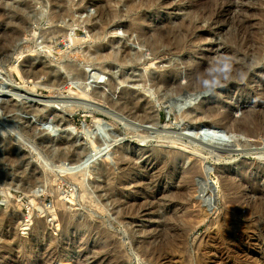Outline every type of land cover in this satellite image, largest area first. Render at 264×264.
I'll return each mask as SVG.
<instances>
[{
  "label": "rangeland",
  "instance_id": "374dc122",
  "mask_svg": "<svg viewBox=\"0 0 264 264\" xmlns=\"http://www.w3.org/2000/svg\"><path fill=\"white\" fill-rule=\"evenodd\" d=\"M108 1L104 3V0H0V48H2L0 49V128L3 129V132H0V158H6V156L7 158H15H13L14 161L8 168L5 166L4 169L0 166V179L2 180H0V264H115L117 259L118 264L121 261L122 264H153L152 261H149L139 253L140 245L138 243L140 240L145 239L144 236H146L148 238L147 242L154 241L155 238L157 244L163 245L164 243L162 242H166L167 239L161 238L160 233L164 229V222L167 223V218H170L169 215L171 216V214L177 215V217L181 216V214H186V221L190 225L192 223V228L186 234V240L188 242V252L194 256V254L197 255L196 249L200 243H205L207 239L217 235L214 231L216 229L214 224L219 214L230 213L236 209L237 203L232 205V209L229 207L232 203L226 204V200L232 201L234 198L240 199L241 197L243 200L241 201L240 199V203H244L249 199L255 200L257 196L252 191L254 188L259 189L264 194V136H262L264 134L262 130L264 129V55L263 58L259 57V61V59L255 58L257 52H254L252 48L255 39L261 37L263 40L264 38L262 34L263 27H261L264 24V17L262 15L264 11V0H217V2L216 0ZM222 2L227 4L228 8ZM229 2L232 6H230ZM243 2L247 5L244 3L246 6H243L241 4ZM104 4L107 5L105 6ZM102 5L108 9L106 14L109 15L105 16L103 21L106 18L109 21L100 22V19H98V12H102L103 9L106 10ZM214 5L215 7L218 5V9ZM219 5H223L224 7ZM97 6L98 8L102 7V10L98 9ZM209 6L211 7L209 8ZM247 6H249V9ZM220 7H223V9L221 8L220 10ZM212 8L215 9V11L213 10L214 12L210 10ZM61 9H66L68 12H62ZM217 10L220 12H217ZM127 11H129V14ZM65 12L67 15H65ZM235 12H238L236 14L240 18H236L237 15ZM217 13H219V16ZM240 13L241 15H239ZM56 14L58 15L56 16ZM190 14L193 20L190 19ZM233 14L235 15L233 16ZM244 14L246 15L245 17L243 16ZM186 16L187 18H185ZM227 16L230 18L228 19ZM180 17H182V20ZM234 20L235 22L232 23ZM179 21L182 22V25ZM230 21H232V24ZM186 23H189V25ZM194 25L196 26L194 27ZM182 26H186V28L191 27L187 30ZM252 31L253 33L255 31V35ZM7 33H11L8 35L11 38L7 36ZM164 37L166 39H163ZM155 39L158 45H156ZM178 39H181L179 41L183 43L177 42ZM188 39L192 40L189 41ZM3 40L5 41L3 42ZM185 42L186 44L184 45ZM245 42L247 46L244 45ZM151 45L152 47L150 48ZM181 46L183 47L181 48ZM3 48L6 50H3ZM180 48L184 49L181 51ZM148 49L153 50L150 51ZM114 51L127 55L131 60L127 57L123 61L104 59L110 56L109 53L112 54ZM97 52L101 54L100 56L103 57L105 62L103 59L100 61L95 57V53ZM150 52L153 55H150ZM43 56L46 57L44 58ZM43 58L46 59L45 62H47V65L51 64L49 66L53 67L52 75L54 77L51 76L49 78L46 77L47 75H44L45 77L40 75V70L38 69H40V60L44 61ZM158 58H163L164 61ZM91 59L95 62L93 63ZM157 59L158 62L160 61L159 63ZM14 65L19 67V70L23 68L20 70L22 73L21 76H23L22 78L16 74ZM221 65H225L224 67L226 69L224 67L222 69ZM232 65H235L233 66L234 69ZM10 66L14 68L11 69ZM155 67L157 70H155ZM230 67L232 69H229ZM70 68H73L74 72ZM174 68H178V70ZM227 68L229 72H227ZM24 69H26L25 73ZM30 70L33 76L30 75ZM241 70L244 76L246 72L248 75L244 77L240 73L242 72ZM167 71L168 73H166ZM237 71H240V74L237 75ZM174 72L176 75H172ZM80 73L83 76H79ZM202 73L203 75L201 76H206V79L205 77L201 78L199 76ZM225 73L226 76L223 77ZM24 74H26V77H24ZM163 74L167 76L164 79L161 78ZM61 76L63 77L61 78ZM208 76H210L209 78L211 80H208ZM200 78L202 80L201 82ZM20 79L22 80L20 81ZM53 80L55 82H52ZM207 80L209 82H206ZM218 80L220 82L223 81L220 83ZM190 81L193 82H191L192 85ZM44 82L46 83L44 84ZM65 82L69 83L67 84ZM52 83H54L53 86L56 88L51 87ZM61 83L66 84L65 88L63 86L60 87ZM177 83L179 84L177 85ZM171 84L173 89H171ZM45 85L47 86L45 87ZM111 85L114 86V89ZM186 86L187 88H185ZM188 87H191L190 90ZM98 90L102 91V93ZM180 90H182L181 93ZM83 91L89 94L87 99L81 98ZM93 91L96 96L93 95ZM90 93L94 96L93 98H91ZM98 93L100 96H98ZM128 93L136 99L139 98L140 103H148L147 114L135 113L134 111H130V109H128V112L125 107H120L122 109L119 108L118 105L121 104L119 98L123 97V95L126 97ZM107 95L108 98L110 97L109 100ZM119 95L122 96L117 97ZM109 102H113L111 104L112 106L109 105ZM61 105H65L66 107H61ZM59 108L60 110H58ZM116 108H119L118 111ZM68 109H70V113H68ZM249 110H253L254 113L251 111L249 113ZM192 112L196 114L194 116L196 118L188 119L189 116L187 115ZM216 113H218L217 115L219 117H222L219 118ZM251 113L253 114L251 115ZM140 115L144 117L141 120L142 122L140 121ZM144 115H151V117L149 116L151 122L146 120V123ZM211 115H213V118H211ZM255 115H257L256 118H254ZM228 117L233 119L231 120ZM259 117L262 121H257ZM69 118L73 121V125L71 127L67 126L68 128H66L65 122ZM217 118L220 119V122ZM247 118L253 120V123L255 119L261 123L260 127L262 129H260L261 132L260 130L258 131L257 136L247 133V129L244 126L246 125L245 121ZM60 120L62 124H60ZM223 120L225 121L223 122ZM215 122L217 125H226L227 128L232 130V137L230 136L227 139V143H224L221 147L218 144L210 143V141L201 142L200 136L196 134L197 131L193 130V128L201 124L208 125L209 123L210 125ZM233 124L236 126L234 127ZM256 124H253L254 128H256ZM240 128H242V131H240L241 134L239 132ZM65 141L68 145L73 144L70 146L64 145L62 149H59L61 148L60 146L58 148L59 142L62 143ZM65 147L68 150H63ZM59 150H61L60 153L65 154L63 157L59 154ZM66 150L71 151V153L73 152V155L77 151L79 153H76L75 156L68 155L66 154ZM63 151H66V153ZM155 151L163 153L159 155V159L151 157V154ZM169 152H174V158L177 157L176 159L178 160L175 163H165V161L170 159ZM120 153L124 155L122 162L120 160ZM80 154H82L81 157ZM53 155L56 156L54 157ZM64 157L68 161L72 159V162L70 161L71 163H77L75 165L74 163L71 164ZM62 160L65 161L63 162ZM126 164L130 168L134 166L133 169L136 170V173L133 175H121V169ZM11 166L13 167L11 168ZM17 166L20 168L17 169ZM101 168H105L106 170L110 168L111 170L109 169L108 171L112 173L111 177L119 176L120 173V178H116L120 179V181L122 180L123 185L117 186L113 184V186L109 184L110 186H106L104 178L97 175ZM174 169L178 172L172 176V172L169 171ZM218 170L225 171V174H220ZM23 171L25 172L23 173ZM165 172L169 173L166 174ZM23 174H25V177ZM182 175H185L187 179L190 178L188 181L190 183L188 186L189 190L187 191L188 196L184 197L186 199L188 198L187 200L176 196L177 190L181 188V185L184 183L183 181H185V177ZM32 176L38 177L36 180L39 179L38 181L40 183L35 181V184H31V180L35 178H32ZM40 177L42 180L47 179V182L44 180V183L40 181ZM223 178L232 180L235 185L239 186L240 191L238 190L239 193L237 195L235 194L234 196L231 193L228 195L230 198L227 196L228 193L224 185L225 179ZM50 180L55 182L51 181V185H49ZM79 180L80 182L82 181L81 184ZM45 182L49 189L45 186ZM28 183L31 184L30 188L28 187L30 185ZM81 185L84 187H81ZM108 187H113V190H118L121 193L119 194L120 199H117L118 204L115 201V204H112L113 202L107 192ZM147 187L148 189H146ZM81 188L86 189V193ZM6 193L8 194V199L6 198ZM170 197H175V199L171 198L170 200ZM178 199L182 201L180 202ZM63 200L66 202L64 203ZM136 200L152 208L155 206V210L153 209L155 212L149 214L143 209H139L138 212L137 209V212L132 210L128 211L130 215L126 213L120 217L121 214H116V212L121 213L120 210L123 208L122 212L124 213L127 201L132 203ZM145 201H148V203ZM169 201L173 203H169ZM60 202L66 205L65 209H63L66 210V212L64 211L66 214H73L75 211L77 213L73 214L77 218L74 217V220H72L73 223L76 222L75 225H71L67 229L66 226L62 225V217L60 214L63 211L58 205ZM53 205L54 207H52ZM164 205L166 207H163ZM97 209L98 211H96ZM54 211L56 214L58 213L56 217H54ZM131 211L133 213L132 215ZM162 213L164 216L166 215V219ZM67 215L65 216L67 217ZM85 216H88V219ZM82 217L85 218L83 219ZM201 217H205V219L204 222L199 223V218ZM259 217L258 214L255 216L248 215L247 219L249 221L251 220L248 225L254 224L261 227L264 223ZM90 218L91 221H94V225H97V222L99 223L101 221L99 223L100 225H97V231L92 230L91 232V230L84 227L87 223L86 221ZM56 219L58 220V224L61 222L60 224L63 227L57 224ZM233 219L234 223L236 219L240 218L239 216H234ZM38 220L41 221L38 222ZM82 220L83 223L85 222L84 224ZM41 224L43 227H40ZM79 224L82 225L80 226ZM178 224L183 225L182 222ZM159 225L162 226V230ZM242 227L243 225L240 226V228ZM246 227L247 225L244 224V228ZM29 228L32 231L28 230ZM98 231H103L101 233L99 232L102 236L100 234L97 235ZM153 231H155L154 234H152ZM85 234L88 236H85ZM104 235L106 237L109 235V239L111 240H118V242L117 240H112L113 242L115 241L114 243H116L115 246L117 249L125 247L118 251L119 256L116 252L109 253V249L107 252V248L105 245L103 246L104 239L102 238ZM149 235L153 236V240L150 239L151 236ZM157 236L161 237L159 238ZM11 240L13 241L11 242ZM235 241L239 242V239ZM9 242L12 246L9 245ZM250 245L248 249H246L247 247L245 248L248 250L249 259L248 261L244 260L242 263L264 264V241L258 240L253 236ZM162 248L164 254L167 247L162 246ZM67 249L68 251H66ZM166 252L169 253L168 250ZM178 257H174L171 261L168 260L169 262L164 261L163 264H185ZM232 257L233 255L231 257L225 256L217 264H237L235 260H232ZM255 259L260 262H257ZM109 260L112 261L110 262Z\"/></svg>",
  "mask_w": 264,
  "mask_h": 264
},
{
  "label": "bare ground",
  "instance_id": "6f19581e",
  "mask_svg": "<svg viewBox=\"0 0 264 264\" xmlns=\"http://www.w3.org/2000/svg\"><path fill=\"white\" fill-rule=\"evenodd\" d=\"M58 1V0H57ZM60 1V0H59ZM105 1H107V0H104V3H105ZM109 1H111V0H109ZM108 1V2H109ZM132 1H134V0H131V2ZM228 1V0H227ZM231 1V0H230ZM62 2V1H61ZM129 2V1H128ZM213 2V1H212ZM216 2H217V0H216ZM233 2V1H232ZM241 2V1H240ZM107 3V2H106ZM130 3V2H129ZM220 3V2H219ZM223 3V2H222ZM228 3V2H227ZM237 3V2H236ZM245 2H243V3H241V4H243V6L246 4H244ZM92 4V3H91ZM93 4H95V3H93ZM99 4V3H98ZM109 4V3H108ZM126 4H127V2H126ZM211 4V3H210ZM214 4V3H213ZM218 4V3H217ZM225 3H223V5H224ZM229 4H230V6H232L231 5V3L229 2ZM233 4V3H232ZM235 4V3H234ZM264 4V3H263ZM105 5V4H104ZM107 5V4H106ZM105 5V6H106ZM129 5V4H128ZM127 5V6H128ZM216 5V4H215ZM215 5H214V7H215ZM223 5H219V6H223ZM236 6H237V4H235ZM247 5V4H246ZM245 5V6H246ZM88 6V5H87ZM99 6V5H98ZM98 6H97V8H98ZM101 6V5H100ZM103 6V5H102ZM105 6H103L106 10H104L103 9V11L101 12H98L99 13V16H98V19H100L99 21L101 22V21H103V18L105 17V16H109V15H107L106 14V11L108 10ZM135 6V5H134ZM224 6H227V8H228V5L227 4H225ZM223 6V7H224ZM240 6V5H239ZM238 6V7H239ZM250 6V5H249ZM249 6H247L248 7V9H249ZM88 7H90V6H88ZM129 8H131L130 6H128ZM211 6H209V8H210ZM217 7V9H218V5L216 6ZM215 7V8H216ZM223 7H220L219 9L221 10V8L223 9ZM234 7V6H233ZM251 7V6H250ZM96 8V7H95ZM96 8V9H97ZM102 8V7H101ZM101 8H98V9H101ZM207 8V7H206ZM237 8V7H236ZM263 8V7H262ZM110 9H111V7H110ZM133 9H134V7H133ZM133 9H129V10H133ZM235 9V8H234ZM247 9V10H248ZM264 9V8H263ZM62 10V9H61ZM102 10V9H101ZM210 10H214L215 11V9H210ZM226 10V9H225ZM232 10V9H231ZM240 10V9H239ZM246 10V9H245ZM252 10V9H251ZM63 11H66V12H68L66 9L65 10H62V12ZM112 11V10H111ZM212 11H211V13H212ZM213 11V12H214ZM241 11V10H240ZM242 11H243V9H242ZM65 12V13H66ZM97 12V11H96ZM128 12V14H129V11H127ZM136 12V11H135ZM217 12H220L219 10H217ZM230 12V11H229ZM233 13H234V11H232ZM231 12V13H232ZM239 12V11H238ZM238 12H235V14L236 13H238ZM249 12V11H248ZM60 13V12H59ZM64 13V14H65ZM114 13V12H113ZM132 13V12H131ZM231 13H228V14H231ZM245 13H247V12H245ZM250 13V12H249ZM62 14V13H61ZM61 14H59L60 16H61ZM188 14V13H187ZM216 14V13H215ZM218 14V16H219V13H217ZM235 14H233V16L235 15ZM58 14H56V16H57ZM65 15H67V13L65 14ZM98 15V14H97ZM96 15V16H97ZM214 15V14H213ZM232 15V14H231ZM237 15V14H236ZM239 15H241V13L239 14ZM261 15V14H260ZM259 15V16H260ZM263 17H264V11H263ZM59 16V17H60ZM113 16H114V14H113ZM188 16H189V14H188ZM217 16V17H218ZM244 17L246 16L245 14L243 15ZM55 17V16H54ZM58 17V18H59ZM184 17V16H183ZM190 19H192V16H191V14H190ZM214 17V16H213ZM213 17H212V19H213ZM216 17V16H215ZM238 17V15L236 16V18ZM242 17V16H241ZM262 17V18H263ZM61 18V17H60ZM112 18V17H111ZM114 18H116V17H114ZM182 17H180V19H181ZM185 18H187V16L185 17ZM189 18V17H188ZM224 18V17H223ZM227 18H228V16H227ZM230 18V17H229ZM228 18V19H229ZM238 18H240V17H238ZM56 19V18H55ZM54 19V20H55ZM110 19V18H109ZM190 19H188V21L189 22H191V20ZM211 19V18H210ZM259 19V18H258ZM95 20V19H94ZM106 20L107 21H109L108 20V18H106ZM106 20L105 21H103V22H106ZM182 20V19H181ZM185 20V19H184ZM193 20V19H192ZM220 20V19H219ZM225 20V19H224ZM236 20V19H235ZM235 20L232 22V21H230V23L232 22V23H234L235 22ZM238 20V19H237ZM241 20V19H240ZM243 20H245V19H243ZM249 20H251V19H249ZM93 21V20H92ZM96 21H97V19H96ZM111 21V20H110ZM195 21V20H194ZM211 21V20H210ZM215 21H216V18H215ZM239 21V20H238ZM247 21V20H246ZM258 21V20H257ZM58 22V21H57ZM179 22H181V21H179ZM186 22V21H185ZM193 22V21H192ZM218 22V21H217ZM229 22V21H228ZM227 22V23H228ZM241 22V21H240ZM250 22V21H249ZM89 23V22H88ZM178 23V22H177ZM196 23V22H195ZM215 23V22H214ZM224 23H225V21H224ZM226 23V24H227ZM231 23V24H232ZM238 23V22H237ZM236 23V24H237ZM261 23V22H260ZM93 24V23H92ZM106 24H108V23H106ZM186 24H188L189 25V23H186ZM235 24V25H236ZM243 24V23H242ZM255 24H257L256 22H255ZM262 24V23H261ZM181 25H182V22H181ZM183 25H185L184 23H183ZM238 25V24H237ZM240 25H241V23H240ZM239 25V26H240ZM262 25H264V24H262ZM261 25V27H263V30H262V34L264 35V26H262ZM168 26V25H167ZM180 26V25H179ZM191 26H193L192 24H191ZM190 26V27H191ZM196 25H194V27H195ZM244 26V25H243ZM243 26H242V29H243ZM251 26V25H250ZM253 26V25H252ZM182 27H184V28H186V26H182ZM188 27V26H187ZM190 27H188V28H190ZM241 27V26H240ZM239 27V28H240ZM254 27V26H253ZM125 28H126V26H125ZM128 28V27H127ZM168 28V27H167ZM170 28H172L171 26H170ZM183 28V29H184ZM188 28H186L187 30H188ZM193 28V27H192ZM247 28V27H246ZM250 28V27H249ZM197 29H198V26H197ZM238 29V28H237ZM130 30V29H129ZM134 30V29H133ZM169 30V29H168ZM194 30V29H193ZM192 30V31H193ZM251 30H253V29H251ZM250 30V31H251ZM258 30H261V29H258ZM184 31H185V29H184ZM12 32V31H11ZM127 32H128V30H127ZM130 32V31H129ZM187 32H189V31H187ZM195 32V31H194ZM13 33V32H12ZM160 33V32H159ZM164 33H166V32H164ZM171 33V32H170ZM175 33V32H174ZM176 33H178V32H176ZM180 33V32H179ZM185 33H186V31H185ZM190 33V32H189ZM252 33H253V31H252ZM254 33H255V31H254ZM253 33V34H254ZM261 33V32H260ZM9 34H11V33H9ZM8 33H7V36L9 35ZM162 34V33H161ZM193 34V33H192ZM191 34V35H192ZM249 34V33H248ZM252 34V35H253ZM258 34H259V32H258ZM13 35V34H12ZM163 35V34H162ZM169 35V34H168ZM173 35V34H172ZM171 35V36H172ZM175 35V34H174ZM180 35V34H179ZM183 35V34H182ZM186 35V34H185ZM188 35V34H187ZM251 35V34H250ZM255 35V34H254ZM170 36V35H169ZM168 36V37H169ZM189 37H191L190 35H188ZM187 36V37H188ZM8 37H10L11 38V36H8ZM14 37V36H13ZM173 37V36H172ZM175 37V36H174ZM178 37V36H177ZM186 37V38H187ZM259 37V36H258ZM176 38V37H175ZM175 38H173V39H175ZM183 38V37H182ZM250 38V37H249ZM254 38H255V36H254ZM257 38V37H256ZM160 39V38H159ZM163 39H166L165 37L163 38ZM190 39V38H189ZM188 39V40H189ZM246 39L248 40V38L246 37ZM253 39V38H252ZM251 39V40H252ZM150 40V39H149ZM152 40V39H151ZM179 40H181V39H178L177 40V42L179 41ZM192 40V39H191ZM191 40H189V41H191ZM241 40V39H240ZM239 40V41H240ZM5 40H3V42H4ZM155 41H156V39H155ZM154 41V42H155ZM163 41H165V40H163ZM168 41V40H167ZM176 41V40H175ZM185 41V40H184ZM249 41H250V39H249ZM78 43H79V41H77ZM170 42V41H169ZM181 41H179V43H180ZM233 42H235V41H233ZM241 42V41H240ZM247 42V41H246ZM246 42H245V46H247L246 45ZM156 43V45H158V42L156 41L155 42ZM181 43H183V42H181ZM251 43H252V41H251ZM148 44V43H147ZM160 44V43H159ZM171 44V43H170ZM178 44V43H177ZM176 44V45H177ZM186 44V42L184 43V45ZM234 44V43H233ZM242 44V43H241ZM240 44V45H241ZM247 44H249V43H247ZM154 45V44H153ZM169 45V44H168ZM181 45V44H180ZM179 45V46H180ZM183 45V44H182ZM239 45V44H238ZM251 45V44H250ZM178 46V45H177ZM176 46V47H177ZM149 47V46H148ZM152 47V45L150 46V48ZM159 47V46H158ZM164 47V46H163ZM171 47V46H170ZM183 46H181V48H182ZM6 49H7V47H5ZM156 48H157V46H156ZM156 48H154L155 50H156ZM173 48V47H172ZM174 48H175V45H174ZM180 48V49H181ZM186 48V47H185ZM240 48H242V47H240ZM239 48V49H240ZM249 48V47H248ZM253 51L255 52H257V56L255 57V56H253V57H255V58H257V59H259V57H262L263 58V55H264V38H263V40L261 39V37L260 38H257V39H255V41H254V44H253ZM251 48V49H252ZM0 49H2V48H0ZM6 49H4L3 48V50H6ZM50 49V48H49ZM161 49V48H160ZM184 49V48H183ZM183 49H181V51L183 50ZM238 49V48H237ZM250 49V51L252 52V50ZM122 50V49H121ZM148 50H150V49H148ZM153 50V49H152ZM152 50H150V51H152ZM171 50V49H170ZM173 50H175V49H173ZM172 50V51H173ZM120 51V50H119ZM124 51V50H123ZM127 51V50H126ZM125 51V52H126ZM163 51V50H162ZM165 51V50H164ZM177 51H179L178 49H177ZM3 52V51H2ZM49 52H50V50H49ZM49 52H47V53H49ZM114 52H116V51H114ZM114 52H112V54H110L109 53V55L110 56H108L107 58H104V59H107V60H109V59H111V60H113V61H119V60H122L123 61V59L124 58H126L127 57V55H124L123 53H120V52H116V53H114ZM180 52V51H179ZM179 52H177V53H179ZM129 53V52H128ZM151 54L150 55H153L152 54V52H150ZM153 53H155V52H153ZM157 53H158V51H157ZM156 53V54H157ZM167 53V52H166ZM168 53H169V51H168ZM171 53V52H170ZM21 54V53H20ZM155 54V55H156ZM161 54V53H160ZM159 54V55H160ZM174 54V53H173ZM252 54V53H251ZM22 55V54H21ZM95 57L96 58H98L100 61L103 59V57L102 56H100L101 54L99 53V52H97V53H95ZM154 55V56H155ZM165 55H167V54H165ZM253 55V54H252ZM23 56V55H22ZM104 56V55H103ZM157 56V55H156ZM41 57V56H40ZM44 57V56H43ZM46 57V56H45ZM44 57V58H45ZM163 57H164V55H163ZM252 57V56H251ZM43 58V59H44ZM94 58V57H93ZM95 58V59H96ZM128 58V57H127ZM254 58V59H255ZM19 59H20V57H19ZM42 59V58H41ZM103 59V60H104ZM129 60H131V58H128ZM127 59V60H128ZM159 60L160 59H163V58H158ZM158 59H157V62H158ZM254 59H252V60H254ZM257 59H255V60H257ZM23 60V59H22ZM25 60H28V59H25ZM45 60L46 59H44V61H42V60H40V69H38V70H40L39 72H40V75H47L46 77H49V78H51V76L52 77H54L52 74H53V67H50L49 65H51V64H49V65H47V62H45ZM93 59H91V61H92ZM98 60V61H99ZM127 60H125V61H127ZM168 60H169V58H168ZM183 60V59H182ZM48 61V60H47ZM163 61H164V59H163ZM226 61V60H225ZM224 61V62H225ZM258 61V60H257ZM259 61H260V59H259ZM21 62V61H20ZM32 62V61H31ZM93 62V61H92ZM95 62V61H94ZM93 62V63H94ZM96 62H97V59H96ZM104 62H105V60H104ZM104 62H102V63H104ZM109 62V61H108ZM149 62V61H148ZM152 62V61H151ZM157 62H155V63H157ZM160 62V61H159ZM158 62V63H159ZM167 62V61H166ZM33 63V62H32ZM31 63V64H32ZM98 63V62H97ZM101 63V62H100ZM121 63V62H120ZM154 63V64H155ZM161 63H162V61H161ZM169 63H170V61H169ZM228 63V65H230L231 66V64H229V62H227ZM15 64V63H14ZM24 64V63H23ZM29 64V63H28ZM36 64V63H35ZM39 64V63H38ZM92 64V63H91ZM115 64V63H114ZM127 64V63H126ZM165 64V63H164ZM224 64V63H223ZM21 65V64H20ZM30 65V64H29ZM93 65V64H92ZM95 65V64H94ZM112 65V64H111ZM118 65H119V63H118ZM123 65V64H122ZM125 65V64H124ZM151 65V64H150ZM162 65V64H161ZM167 65V64H166ZM226 65V64H225ZM224 65V66H225ZM15 66V65H14ZM18 66H19V64H18ZM24 66V65H23ZM28 66V65H27ZM26 66V67H27ZM108 66V65H107ZM167 66H169V65H167ZM191 66V65H190ZM190 66H188V67H190ZM222 66V65H221ZM224 66H222L221 68L223 69V67ZM233 66H235V65H232V67ZM11 67V66H10ZM39 67V66H38ZM70 67H72V66H70ZM112 67V66H111ZM156 67H157V64H156ZM155 67V68H156ZM160 67V66H159ZM159 67H158V69H159ZM166 67V66H165ZM187 67V68H188ZM252 67V66H251ZM12 68H14V67H11V69ZM33 68V67H32ZM161 68H162V66H161ZM225 68V67H224ZM15 71H16V74L18 75V77L20 76L21 78L23 77V76H21V72H20V70H22L21 68H20V70H19V67H17V66H15ZM70 69H72V71L74 72V69L73 68H70ZM75 69H76V67H75ZM165 69V68H164ZM170 69H172V68H170ZM174 69H177L178 70V68H174ZM193 69V68H192ZM226 69V68H225ZM229 69H232L231 67L229 68ZM233 69H234V67H233ZM235 69H236V67H235ZM29 70V69H28ZM55 70V69H54ZM155 70H157V68L155 69ZM162 70V69H161ZM227 70H228V68H227ZM237 70V69H236ZM14 71V72H15ZM25 71H26V69H24V73H25ZM56 71V70H55ZM187 71V70H186ZM202 71V70H201ZM242 71V70H241ZM245 71H247V70H245ZM244 71V72H245ZM249 71V70H248ZM27 72H29V71H27ZM30 72H31V76H33L32 74V71L30 70ZM39 72H37V73H39ZM78 72V71H77ZM188 72V71H187ZM199 72V71H198ZM227 72H229V70L227 71ZM240 72V71H239ZM238 71L236 72L237 73V75L238 74H242L243 76H244V74H243V71L242 72H240L239 73ZM34 73H35V71H34ZM57 73V72H56ZM166 73H168V71L166 72ZM171 73V72H170ZM169 73V74H170ZM193 73V72H192ZM195 74H197L196 72H194ZM247 73V72H246ZM245 73V76L244 77H246V75H248V74H246ZM27 74V73H26ZM26 74H24V77H26L25 75ZM85 74V73H84ZM162 74V73H161ZM173 74H175L176 75V73L174 72V73H172V75ZM186 74V73H185ZM191 74V73H190ZM205 74V73H204ZM207 74V73H206ZM224 74V73H223ZM37 75V74H36ZM60 75V74H59ZM80 75H82L83 76V74H79V76ZM157 75H158V73H157ZM160 75V74H159ZM194 75V74H193ZM199 75V74H198ZM201 75H203V73L202 74H200L199 76H201ZM209 75V74H208ZM242 75H240V76H242ZM35 76V75H34ZM55 76H56V74H55ZM165 74H163L162 75V77L161 78H165ZM170 76V75H169ZM192 76V75H191ZM226 76V73H225V75H223V77H225ZM228 76V75H227ZM17 77V78H18ZM45 77V76H44ZM63 76H61V78H62ZM85 77V76H84ZM167 77V76H166ZM181 77V76H180ZM197 77V76H196ZM203 76H201V78H202ZM205 77V79H206V76H204ZM203 77V78H204ZM210 76H208V80L210 79L209 78ZM239 77V76H238ZM31 78V77H30ZM34 78V77H33ZM39 78V77H38ZM48 78V79H49ZM83 78V77H82ZM157 78H159V77H157ZM173 78H174V76H173ZM176 78H177V76H176ZM175 78V79H176ZM194 78V77H193ZM199 78V77H198ZM201 78H200V82L202 81L201 80ZM240 78H243V77H240ZM25 79V78H24ZM28 79V78H27ZM26 79V80H27ZM35 79V78H34ZM33 79V80H34ZM46 79V78H45ZM151 79H153L152 77H151ZM22 79H20V81H21ZM30 80V79H29ZM32 80V81H33ZM36 80V79H35ZM37 80H39V79H37ZM40 80H41V77H40ZM39 80V81H40ZM57 80V79H56ZM195 80V79H194ZM206 81V82H209V81ZM211 80V79H210ZM213 80V79H212ZM217 80V79H216ZM215 80V81H216ZM223 80H225L224 78H223ZM222 80V81H223ZM240 80V79H239ZM50 81V80H49ZM60 81V80H59ZM67 81V80H66ZM152 81V80H151ZM161 81H163V80H161ZM219 81V80H218ZM221 81V82H222ZM226 81V80H225ZM11 82H12V80H11ZM47 82V81H46ZM46 82H44V84L46 83ZM52 82H55L54 80L52 81ZM57 82V81H56ZM63 82V81H62ZM158 82V81H157ZM172 82V81H171ZM189 82V81H188ZM191 82L192 81H190V84H191ZM205 82V81H204ZM217 82V81H216ZM220 82V81H219ZM220 82V83H221ZM10 83V82H9ZM24 83V82H23ZM27 83V82H26ZM25 83V84H26ZM29 83V82H28ZM34 83V82H33ZM65 83H67V82H65ZM65 83H61L60 85V87H62L63 86V88H65ZM69 83V82H68ZM67 83V84H68ZM152 83H153V81H152ZM193 83V82H192ZM198 83V82H197ZM215 83V82H214ZM10 84H12V83H10ZM36 84H38V83H36ZM51 84V83H50ZM53 84L54 83H52V86L51 87H55V86H53ZM155 84H156V81H155ZM155 84H153V85H155ZM162 84V83H161ZM179 83H177V85H178ZM194 84H195V82H194ZM159 85V84H158ZM158 85H156V86H158ZM166 85V84H165ZM170 85V84H169ZM192 85V84H191ZM196 85V84H195ZM203 85H204V83H203ZM217 85V84H216ZM36 86V85H35ZM47 85H45V87H46ZM49 86V85H48ZM59 86V85H58ZM108 86V85H107ZM112 87H113V89H114V86L113 85H111ZM171 86H172V84H171ZM188 86H190V85H188ZM196 86H198V85H196ZM218 86V85H217ZM9 87V86H8ZM37 87H38V85H37ZM67 87V86H66ZM160 88H161V86H159ZM177 87V86H176ZM175 87V88H176ZM191 87H193V86H191ZM190 87V88H191ZM202 87V86H201ZM204 88H205V86H203ZM36 88V87H35ZM49 88V87H48ZM56 88V87H55ZM55 88H54V90H55ZM62 88V89H63ZM70 88V87H69ZM109 88V87H108ZM167 88V87H166ZM182 88H184V87H182ZM185 88H187V86L185 87ZM189 88V87H188ZM190 88H189V90H190ZM199 88V87H198ZM52 89V88H51ZM61 89V88H60ZM110 89H112L111 87H110ZM165 89V88H164ZM170 89V88H169ZM171 89H173V86H172V88ZM180 89V88H179ZM203 89V88H202ZM57 90V89H56ZM69 90V89H68ZM166 90V89H165ZM187 90V89H186ZM196 90H197V88H196ZM200 90H201V88H200ZM34 91V90H33ZM60 91V90H59ZM70 91V90H69ZM98 91H100V90H98ZM123 91H124V89H123ZM127 91V90H126ZM164 91V90H163ZM176 91V90H175ZM174 91V92H175ZM181 91L182 90H180V93H181ZM36 92V91H35ZM34 92V93H35ZM61 92V91H60ZM94 92V91H93ZM101 93H102V91H100ZM99 92V93H100ZM120 92V91H119ZM128 92V91H127ZM179 92V91H178ZM184 92V91H183ZM99 93H98V96H100L99 95ZM100 93V94H101ZM124 93V92H123ZM126 93V92H125ZM180 93H178V94H180ZM82 94V96H81V98L83 97L84 99H87L88 97H89V94L88 93H86L85 91H83V93H81ZM120 94V93H119ZM6 95V94H5ZM90 95H91V93H90ZM93 95H95V92H94V94ZM93 95H91L92 97L91 98H93L94 96ZM102 95V94H101ZM123 95V94H122ZM121 95V96H122ZM96 96V95H95ZM103 96V95H102ZM120 95L119 96H117V97H121ZM264 96V95H263ZM125 96L123 95V97H121V98H119L120 99V102H121V104H119L118 106H119V108L120 107H125V108H127V110L128 109H130V111H134L135 113H142V115H143V113L144 114H147L146 112H147V104H142V103H140V99L139 98H135L134 96L132 97L131 95H129V93L128 94H126V97L124 98ZM229 97V96H228ZM82 98V99H83ZM102 98V97H101ZM107 98H108V95H107ZM107 98H106V100H107ZM110 98V97H109ZM109 98H108V100H109ZM90 99V98H89ZM88 99V100H89ZM139 99V100H138ZM93 100V99H92ZM95 100H96V98H95ZM97 101V100H96ZM104 101V100H103ZM61 102V101H60ZM59 102V103H60ZM107 102V101H106ZM114 102V101H113ZM113 102L112 103H110L109 105H111V104H113ZM58 103V104H59ZM68 103V102H67ZM102 103H104V102H102ZM57 104V106H59ZM68 104H70V103H68ZM68 104H66V105H68ZM78 104V103H77ZM116 104H118V102H116ZM38 105V104H37ZM57 106H56V108H57ZM63 106H65V105H63ZM62 105H61V107H63ZM70 106V105H69ZM80 106V105H79ZM112 106V105H111ZM255 106V105H254ZM66 107V106H65ZM73 107V106H72ZM77 107H78V105H77ZM76 107V108H77ZM81 107V106H80ZM114 107H115V105H114ZM74 108V107H73ZM72 108V109H73ZM83 108V107H82ZM112 108V107H111ZM119 108H116L117 109V111H118V109ZM125 108H124V110H125ZM250 108V107H249ZM248 108V109H249ZM55 109V108H54ZM53 109V110H54ZM63 109V108H62ZM67 109V108H66ZM113 109V108H112ZM120 109H122V108H120ZM253 109V108H252ZM55 110H57V109H55ZM58 110H60V108L58 109ZM64 110V109H63ZM69 110V112L68 113H70V109H68ZM67 110V111H68ZM126 110V111H127ZM234 110V109H233ZM245 110V109H244ZM243 110V111H244ZM72 111V110H71ZM83 111V110H82ZM89 111V110H88ZM91 111V110H90ZM149 111V110H148ZM246 111V110H245ZM250 111L251 112H253V110H249V113H250ZM255 111V110H254ZM65 112V111H64ZM83 112H85V111H83ZM122 112V111H121ZM128 112H129V110H128ZM212 112V111H211ZM248 112V111H247ZM263 112V111H262ZM66 113V112H65ZM72 113H73V111H72ZM76 113H77V111H76ZM93 113V112H92ZM205 113V112H204ZM203 113V114H204ZM207 113V112H206ZM254 113V112H253ZM253 113H251V115L253 114ZM87 114V113H86ZM129 114V113H128ZM131 114H132V112H131ZM149 114V113H148ZM211 114V113H210ZM218 113H216V115H217ZM225 114V113H224ZM247 114V113H246ZM258 114V113H257ZM263 114V113H262ZM93 115V114H92ZM139 115V114H138ZM186 115V114H185ZM258 115H260V114H258ZM145 116V121L146 120H149L150 119V117H151V115H144ZM148 116V117H147ZM187 116H189L188 117V119L190 118V119H192V118H196V117H194V116H196V114L194 113V112H192V113H189ZM209 116V115H208ZM213 115H211V118H213L212 117ZM218 116V115H217ZM232 116V115H231ZM244 116H246V115H244ZM256 116L257 115H255L254 116V118H256ZM65 117V116H64ZM139 117V116H138ZM140 117H141V119H140V121L141 120H143V118L144 117H142L141 115H140ZM210 117V116H209ZM215 117V116H214ZM219 117V116H218ZM220 117H222V116H220ZM219 117V118H220ZM247 117V116H246ZM137 118V117H136ZM187 118V117H186ZM201 118V117H200ZM202 118H204V117H202ZM219 118H217V119H219ZM225 118V117H224ZM229 118V117H228ZM245 118V117H244ZM251 118V117H250ZM246 119V121H245V119H243L245 122H246V125H244L245 126V129H247V133L248 134H251V135H256L257 133H258V131L260 130V129H262L261 127H260V124L261 123H259V122H257L258 120L260 121L261 120V118L259 117V119H257V121H256V119H255V124H256V128H254V123H253V120H251V119ZM253 118V117H252ZM262 118H263V116H262ZM67 119V118H66ZM70 119V118H69ZM67 120L66 122H65V124H66V128H68V127H71L72 125H73V121L70 119V120ZM153 119V118H152ZM223 119V118H222ZM221 119V120H222ZM229 119H231V118H229ZM233 119V118H232ZM231 119V120H232ZM154 120V119H153ZM194 120V119H193ZM192 120V121H193ZM198 120H200L199 118H198ZM145 121H143V122H145ZM150 121V120H149ZM149 121H148V123H149ZM190 121V120H189ZM218 121V120H217ZM225 120H223V122H224ZM237 121V120H236ZM243 121V122H244ZM262 121V120H261ZM60 122H61V120H60ZM142 122V121H141ZM151 122V121H150ZM214 122V121H213ZM219 122H220V119H219ZM238 122V121H237ZM245 122H244V124H245ZM146 123H147V121H146ZM228 123V122H227ZM235 123V122H234ZM60 124H62V122L60 123ZM59 124V125H60ZM221 124H222V122H221ZM241 124V123H240ZM263 124V123H262ZM234 125V124H233ZM238 125V124H237ZM243 125V124H242ZM241 125V126H242ZM68 126V127H67ZM236 125H234V127H235ZM244 126H242V127H244ZM253 126V127H252ZM262 126V125H261ZM65 127V126H64ZM264 127V126H263ZM190 128V127H189ZM233 129V128H232ZM241 129V130H240ZM239 129V132L240 131H242V128H240ZM244 129V130H245ZM193 130L194 131H197V135H199L200 137H201V135H202V133H204V134H206L207 132H209V133H211L213 136L209 139V141H210V143H215V144H218V145H220L219 147H221V146H223V144L224 143H227V139L228 138H230V136L232 135V130H230V128H227V126L226 125H217L216 124V122L215 123H211L210 125H209V123H208V125H199V126H196L195 128H193ZM263 131H264V129H262ZM191 131V130H190ZM262 131V132H263ZM0 132H3V129L2 128H0ZM239 132H235V133H239ZM245 132V131H244ZM260 132H261V130H260ZM191 133H192V131H191ZM240 134H241V132H240ZM245 134V133H244ZM247 134V135H248ZM263 134V133H262ZM196 135V136H197ZM261 135V134H260ZM198 136V137H199ZM250 136V135H249ZM257 136V135H256ZM262 136H264V134L262 135ZM261 136V137H262ZM167 137V136H166ZM217 137V138H216ZM232 137V136H231ZM254 137V136H253ZM260 137V136H259ZM168 138V137H167ZM255 138V137H254ZM165 139V138H164ZM175 140V139H174ZM198 140H199V138H198ZM61 141V140H60ZM67 142H68V140H66ZM62 142V143H60L59 142V145H58V148H59V146L61 147V148H59V149H62V147L64 146V145H68V143L67 142ZM142 141V140H141ZM143 141H145V140H143ZM41 143V142H40ZM100 143V142H99ZM44 144V143H43ZM42 144V145H43ZM71 144H73V143H71ZM70 144V145H71ZM101 144V143H100ZM174 144H175V142H174ZM214 144V145H215ZM41 145V144H40ZM70 145H68V146H70ZM211 145H213V144H211ZM96 146V145H95ZM5 147H7V146H5ZM10 147V146H9ZM72 147H73V145H72ZM212 147V146H211ZM217 147V146H216ZM218 147V148H219ZM11 148H13V147H11ZM96 148V147H95ZM41 149H44V148H41ZM64 149H67L66 147L65 148H63V150ZM97 149V148H96ZM99 149V148H98ZM5 150H6V148H5ZM68 150V149H67ZM66 150V151H67ZM70 150H71V148H70ZM75 150V149H74ZM119 150V149H118ZM60 151L61 150H59L58 152H59V154H61V156L63 157L65 154H63L62 152L60 153ZM66 151H63V152H65L66 153ZM92 151V150H91ZM85 152H87V151H85ZM84 152V153H85ZM195 152H197V151H195ZM199 152V151H198ZM209 152H211V151H209ZM213 152V151H212ZM221 152V151H220ZM4 153V152H3ZM47 153V152H46ZM75 153V152H74ZM77 154L79 153L78 151L76 152ZM76 153L73 155V152L71 153V151H67V153L66 154H71V155H73V156H75L76 155ZM83 153V152H82ZM91 153V152H90ZM173 153L174 152H169L168 154H170V159H168L167 161H165V163H171V162H176L178 159H176V158H174V156H173ZM200 153V152H199ZM198 153V154H199ZM202 153V152H201ZM217 153V152H216ZM223 153H225V152H223ZM231 153V152H230ZM5 154V153H4ZM15 154V153H14ZM161 154H163V153H161V152H159V151H155V152H153L152 154H151V157L152 158H154V159H159V155H161ZM209 154V153H208ZM211 154V153H210ZM214 154H215V152H214ZM220 154V153H219ZM227 154V153H226ZM6 155V154H5ZM15 155H17V154H15ZM25 155V154H24ZM47 155H48V153H47ZM58 155V154H57ZM81 155L82 154H80V157H81ZM86 155V154H85ZM171 155H172V157H171ZM11 156V155H10ZM23 156V155H22ZM26 156V155H25ZM54 157L56 156V155H53ZM60 156V157H61ZM119 156V155H118ZM166 156V155H165ZM17 158H18V156H16ZM24 157V156H23ZM61 157V158H62ZM77 157H78V155H77ZM76 157V158H77ZM87 157V156H86ZM126 157V156H125ZM167 157V156H166ZM169 157V156H168ZM192 157V156H191ZM14 157H8L7 158V156H6V158L4 157H2V158H0L1 160H0V166L2 167V168H4L5 169V166L8 168L9 167V165H11V163L14 161V159H13ZM57 158V157H56ZM59 158V157H58ZM60 158V159H61ZM65 158V157H64ZM63 158V159H64ZM79 158V157H78ZM120 160H121V162H122V159L124 158V155L122 154V153H120ZM25 159V158H24ZM66 159V158H65ZM70 159V158H69ZM74 159V158H73ZM81 159V158H80ZM80 159H78V160H80ZM19 160H20V158H19ZM57 160V159H56ZM67 160V159H66ZM83 160H84V158H83ZM116 160H117V158H116ZM128 160V159H127ZM23 161V160H22ZM60 161V160H59ZM58 161V162H59ZM63 162L65 161V160H62ZM68 161V160H67ZM66 161V162H67ZM71 162H72V159L70 160ZM70 161H68V162H70ZM75 161H77V160H75ZM16 162V161H15ZM20 162H21V160H20ZM61 162V161H60ZM70 162V163H71ZM119 162V161H118ZM124 162H125V160H124ZM74 163V165H75V163H77V162H73ZM73 163H71V164H73ZM126 163V162H125ZM173 163V164H174ZM18 164H19V162H18ZM121 164H124V163H121ZM129 164V163H128ZM128 164H126V165H124L123 166V168L121 169V175H126V174H134V173H136V170L135 169H133L134 168V166L132 167V168H130V166L128 165ZM16 165V164H15ZM19 166V165H18ZM17 166V167H18ZM13 166H11V168H12ZM102 167V166H101ZM122 167V166H121ZM20 167H18L17 169H19ZM23 168V167H22ZM21 168V169H22ZM119 168V167H118ZM215 168V167H214ZM1 169V168H0ZM3 169V170H4ZM16 169V168H15ZM20 169V170H21ZM110 169V168H109ZM109 169H102L101 168V170L100 171H98V173H97V175H100L101 177H103L104 178V182H106V186H110L109 184H114V185H117V186H120V185H123V182H122V180L120 181V179H118V178H116V177H119L120 176V173H119V176H116V177H111V175H112V173H110V171H108ZM120 169V168H119ZM119 169H118V171H119ZM176 169V168H175ZM175 169L174 170H171V171H169V172H172V176H174V174H177L176 172H178L177 170L175 171ZM37 170V169H36ZM35 170V171H36ZM99 170V169H98ZM111 170V169H110ZM139 170V169H138ZM141 170V169H140ZM5 171V170H4ZM26 171V170H25ZM25 171H23V173L25 172ZM34 171V170H33ZM33 171H31V172H33ZM214 171H216V170H214ZM219 171V170H218ZM217 171V172H218ZM120 172V171H119ZM169 172H165L166 174H168ZM18 173V172H17ZM36 173V172H35ZM34 173V174H35ZM216 173V172H215ZM219 173L220 174H225V171H219ZM7 174V173H6ZM21 174H22V172H21ZM30 174V173H29ZM39 174V173H38ZM44 174V173H43ZM46 174V173H45ZM3 175V174H2ZM25 174H23V176H24ZM37 175V174H36ZM117 175V174H116ZM179 175H180V173H179ZM178 175V176H179ZM216 175V174H215ZM4 176H6V175H4ZM3 176V177H4ZM38 176V175H37ZM41 176H43L42 174H41ZM46 176V175H45ZM74 176V175H73ZM182 176H184L185 177V175H182ZM192 176V175H191ZM222 176V175H221ZM227 176V175H226ZM25 177V176H24ZM35 177V176H34ZM33 176H32V178H34ZM70 177H72V176H70ZM69 177V178H70ZM122 177V176H121ZM184 177H182L183 179H184ZM225 177V176H224ZM28 178V177H27ZM38 177H35L33 180H31V184H35V181H38V180H36ZM44 178V177H43ZM46 178H47V176H46ZM56 178V177H55ZM76 178H78V176H76ZM120 178V177H119ZM124 178V177H123ZM122 178V179H123ZM125 178H127V177H125ZM4 179V178H3ZM21 179V178H20ZM24 179V178H23ZM26 179V178H25ZM29 179V178H28ZM47 179H49V177L47 178ZM47 179L45 180V179H43L44 181H46L47 182ZM73 179V178H72ZM102 179V178H101ZM189 179L190 178H188L187 179V177H185V181H183L184 183H183V185H181V188H179L178 190H177V193H176V196L177 197H179V198H184V197H187L188 196V194H187V191L189 190L188 188V186H189ZM223 179H225V187H226V192L228 193L227 194V196L228 195H230L231 193L232 194H234V196H235V194L237 195L239 192H238V190H239V186H237V185H235L234 183H233V181L232 180H228V179H226V178H223ZM1 180V179H0ZM5 180V179H4ZM30 180V179H29ZM42 179H41V177H40V181H43ZM69 180H71V179H69ZM75 180V179H74ZM78 180V179H77ZM76 180V181H77ZM187 180V181H186ZM2 181V180H1ZM28 181V180H27ZM44 181H43V183H44ZM51 181H53V180H50V184L49 185H51ZM232 181V182H231ZM6 182V181H5ZM12 182H13V180H12ZM11 182V183H12ZM29 182V181H28ZM39 182V181H38ZM37 182V183H38ZM46 182H45V186H46ZM53 182H55V181H53ZM79 182H80V180H79ZM78 182V183H79ZM82 182V181H81ZM81 182H80V184H81ZM3 183H4V181H3ZM10 183V184H11ZM14 183V182H13ZM40 183V182H39ZM28 184H30V183H28ZM31 184L28 186L29 188L31 187ZM54 184V183H53ZM52 184V185H53ZM75 184H76V182H75ZM79 184V185H80ZM5 185V184H4ZM7 185V184H6ZM27 185V184H26ZM104 185V184H103ZM113 185V186H114ZM157 186V185H156ZM25 187V186H24ZM47 188H48V186H46ZM52 187V186H51ZM81 187H84V186H82L81 185ZM102 187V186H101ZM123 187V186H122ZM26 188H27V186H26ZM46 188V189H47ZM107 188V187H106ZM113 187H108V189H107V192L109 193V196H110V199L112 200V204H115L114 203V201L115 202H117V204H118V198H119V194H121V193H119V191L118 190H113L112 189ZM115 188H116V186H115ZM151 188H152V186H151ZM251 188V187H250ZM25 189V188H24ZM49 189V188H48ZM81 189H83V188H81ZM146 189H148V187L146 188ZM11 190V189H10ZM53 190V189H52ZM120 190V189H119ZM121 190H124V189H121ZM49 191H51V190H49ZM54 191V190H53ZM83 191L85 192L86 191V189L84 190L83 189ZM105 191H106V189H105ZM152 191V190H151ZM153 191H154V189H153ZM240 191V190H239ZM255 194H256V199L255 200H251V199H249V200H247V201H245L244 203H240V199L242 198H240V199H236V198H234V199H232V201L230 200V201H228V200H226V204L227 203H229V204H231V205H229V207H231L232 209H233V207H232V205L233 204H235V203H237V206H236V209H234L233 211H231L230 213L229 212H226V213H224L223 215L222 214H219V216H218V219L215 221V224H214V226H216V229H214V231L217 233V235L215 236V237H212V238H209V239H207V241H205V243H200V245L197 247V249H196V253H197V255H195L194 254V256L193 255H191V253H189L188 251H189V249H188V242H187V240H186V234H188L187 232L190 230V228H192V223H191V225H190V223H188L187 221H186V218H187V216H186V214H181V216H179V217H177V215L175 216V215H173V214H171V216L169 215V217L170 218H167L168 220H167V223H165L164 222V225H163V233L161 232V230H162V226H160L161 227V230H160V235L162 236H157V237H161V238H163V239H167L166 240V242L164 241V242H162V243H164L163 245H159V243L157 244V242H156V240H155V238H154V241H150V242H147L148 241V238H146V236H144L145 237V239H143L142 241L140 240L139 241V245H140V254H142L146 259H148L149 261H152V263L153 264H163V262L165 261H171L172 259H174V257L176 258L177 256H179L178 258L182 261V262H185V264H212V263H216L217 264V262L218 261H221L222 259H223V257H231L232 255H233V257H232V260H235V262H237V264H243L242 262H244V260L245 261H248V253H247V251L248 250H246V249H248V247L249 246H251L250 245V242H251V238L253 237V236H255L256 237V239H260V240H263L264 241V231H263V227H264V224L261 226L262 227V229H261V227L260 226H258V225H254V224H252V225H248L249 223H250V221L247 219V217H248V215H259L260 217L259 218H261V220L263 221V223H264V194H262L261 192H260V190L259 189H256V188H254V190H252ZM251 191V192H252ZM57 192V191H56ZM102 192H103V190H102ZM125 192V191H124ZM157 192V191H156ZM2 193H4V192H2ZM58 193H60L59 191H58ZM58 193H56V194H58ZM86 193V192H85ZM84 193V194H85ZM123 193V192H122ZM151 193V192H150ZM264 193V192H263ZM5 194V193H4ZM3 194V195H4ZM7 194V193H6ZM152 194V193H151ZM54 195V194H53ZM83 195V194H82ZM86 195V194H85ZM106 195V194H105ZM108 195V194H107ZM134 195V194H133ZM137 195V194H136ZM148 195V194H147ZM154 195V194H153ZM171 195V194H170ZM173 195V194H172ZM240 195H241V193H240ZM239 195V196H240ZM60 196V195H59ZM84 196V195H83ZM100 196H102L101 194H100ZM129 196V195H128ZM135 196V195H134ZM146 196V195H145ZM151 196V195H150ZM149 196V197H150ZM233 196V197H234ZM243 196V195H242ZM105 197H107V196H105ZM121 197V196H120ZM131 197V196H130ZM135 197H137V196H135ZM168 197V196H167ZM229 197V196H228ZM227 197V198H228ZM245 197V196H244ZM5 198V197H4ZM7 199H8V194H7V197H6ZM55 198V197H54ZM124 198V197H123ZM171 198H173V197H170V200H171ZM226 198V199H227ZM230 198V197H229ZM238 198V197H237ZM82 199H84V197H82ZM102 199V198H101ZM107 199V198H106ZM120 199V198H119ZM127 199V198H126ZM145 199H146V197H145ZM173 199H175V197L173 198ZM172 199V200H173ZM185 200H187L186 198H184ZM5 200V199H4ZM59 200V199H58ZM131 200V199H130ZM139 200V199H138ZM138 200H136V201H134V202H128L127 201V203H126V212L124 211V213L122 212L123 211V209L122 210H120L121 211V213L120 212H116V214H121L120 215V217L121 216H123V215H125L126 213H128V211H130V210H132V211H136L137 212V209H138V212H139V209H143V210H145V212L146 213H149V214H153L155 211H153V209H154V207L152 208L151 206L149 207V206H147V205H145L143 202L141 203V201H138ZM142 200V199H141ZM148 200V199H147ZM167 200V199H166ZM168 200H169V198H168ZM167 200V201H168ZM178 200H180V202L182 201L181 199H178ZM243 199H241V201H242ZM56 201V200H55ZM64 201V200H63ZM121 201H122V199H121ZM66 201H64V203H65ZM109 202H111V201H109ZM125 202V201H124ZM146 202V201H145ZM165 202V201H164ZM177 202V201H176ZM63 202H60L58 205L62 208V213L60 214L61 215V217H62V225H64V226H66V229L67 228H70V226L72 225V226H74L75 225V223H73V221L72 220H74L73 218L75 217L73 214H75L76 213V211H75V213H73V214H71V213H67V214H70V215H67L65 212H66V210H63V209H65V204H64ZM122 203V202H121ZM120 203V204H121ZM146 203H148V201L146 202ZM150 203V202H149ZM161 203V202H160ZM160 203H158L159 205H161ZM169 203H173L172 201L170 202L169 201ZM55 204V203H54ZM123 204V203H122ZM152 204V203H151ZM150 204V205H151ZM157 204V203H156ZM76 206V205H75ZM117 206V205H116ZM153 206V205H152ZM173 206V205H172ZM176 206V205H175ZM52 207H54V205L52 206ZM56 207V206H55ZM68 207V206H67ZM98 207H99V205H98ZM124 207V206H123ZM158 207V206H157ZM163 207H166L165 205L163 206ZM171 207V206H170ZM170 207H167V208H170ZM228 207V208H229ZM235 207V206H234ZM73 208V207H72ZM118 208V207H117ZM59 209V208H58ZM67 209V208H66ZM100 209V208H99ZM121 209V208H120ZM163 209V208H162ZM70 210H72V209H70ZM102 210V209H101ZM114 210V209H113ZM118 210H119V208H118ZM155 210V209H154ZM157 210V209H156ZM223 210V209H222ZM227 210V209H226ZM231 210V209H230ZM57 211V210H56ZM65 211V212H64ZM96 211H98V209L96 210ZM132 211H131V215L133 214L132 213ZM172 211V210H171ZM69 212V211H68ZM70 212H73V211H70ZM167 212V211H166ZM79 213V212H78ZM135 213V212H134ZM145 213V214H146ZM159 213V212H158ZM169 213V212H168ZM54 217H56L57 216V214L55 213V211H54ZM77 214V213H76ZM83 214V213H82ZM81 214V215H82ZM96 214V213H95ZM98 214V213H97ZM163 214V213H162ZM65 215H67V217L65 216ZM73 215V216H72ZM78 215H80V214H78ZM89 215V214H88ZM128 215H130V212L128 213ZM173 215V216H172ZM65 216V217H64ZM83 216H84V214H83ZM127 216V215H126ZM134 216V215H133ZM135 216H136V213H135ZM163 216H164V214H163ZM166 216V215H165ZM164 216V217H165ZM234 216H239V218L241 219V221H240V219H236L235 221H234V223H233V217ZM61 217H60V219H61ZM86 217V216H85ZM84 217V218H85ZM88 217V216H87ZM86 217V218H87ZM94 217H95V215H94ZM119 217V218H120ZM130 217V216H129ZM132 217V216H131ZM149 217V216H148ZM59 218V217H58ZM76 218V217H75ZM80 218V217H79ZM83 218V217H82ZM83 218V219H84ZM118 218V219H119ZM127 218V217H126ZM77 219V218H76ZM75 219V220H76ZM88 219V218H87ZM93 219V218H92ZM95 219V218H94ZM93 219V220H94ZM117 219V220H118ZM125 219V218H124ZM132 219V218H131ZM165 219H166V217H165ZM204 219H205V217H201V218H199V223H202V222H204ZM57 220V219H56ZM96 220V219H95ZM41 221V220H40ZM39 220H38V222H40ZM59 221H61V220H59ZM79 221H81V220H79ZM120 221V220H119ZM125 221V220H124ZM132 221V220H131ZM134 221V220H133ZM166 221V220H165ZM87 223L84 225V227H86V228H88V230H91V232H92V230L93 231H97L98 230V227H97V225L101 222V221H99V223L97 222V225H94L95 223H94V221H91V218L89 219V220H87L86 221ZM89 222V223H88ZM93 224H92V223ZM123 222V221H122ZM183 223V225H180V224H178V223ZM47 223V222H46ZM61 223V222H60ZM59 223V224H60ZM82 223H83V220H82ZM85 223V222H84ZM83 223V224H84ZM163 223V222H162ZM33 224H35V223H33ZM37 224V223H36ZM57 224H58V220H57ZM57 224H56V226H57ZM58 224V225H59ZM178 224V225H177ZM244 224L245 225H247V227L246 228H244ZM256 224V223H255ZM50 225V224H49ZM61 225V224H60ZM61 225V226H62ZM80 225V224H79ZM82 225V224H81ZM80 225V226H81ZM100 225V224H99ZM241 225H243V227L242 228H240V226ZM29 226V225H28ZM27 226V227H28ZM38 226V225H37ZM37 226H35V227H37ZM76 226H78V225H76ZM96 226V227H95ZM104 226V225H103ZM34 227V226H33ZM40 227H43V225L41 224V226ZM63 227V226H62ZM102 227V226H101ZM58 228V227H57ZM61 228V227H60ZM65 228V227H64ZM83 228V227H82ZM86 228H85V230H86ZM34 229V228H33ZM36 229V228H35ZM65 229V230H66ZM103 229V228H102ZM156 229V228H155ZM157 229H158V226H157ZM28 230H30V228L28 229ZM27 230V231H28ZM43 230V229H42ZM45 230V229H44ZM62 230V229H61ZM159 230V229H158ZM30 231H32V230H30ZM38 231V230H37ZM39 231H41L40 229H39ZM63 231V230H62ZM77 231H79L78 229H77ZM29 232V231H28ZM42 232V231H41ZM85 232V231H84ZM84 232H83V235H84ZM100 231H98L97 233V235H99L101 232H103V231H101L100 233H99ZM105 232V231H104ZM142 232V231H141ZM154 232L155 231H153V233L152 234H154ZM156 232H157V230H156ZM38 233V232H37ZM68 233V232H67ZM89 233V232H88ZM134 233V232H133ZM144 233V232H143ZM82 234V233H81ZM87 234V233H86ZM85 234V236H88V235H86ZM91 234V233H90ZM96 234V233H95ZM103 234V233H102ZM108 234V233H107ZM128 234H129V232H128ZM146 234V233H145ZM144 234V235H145ZM151 234V233H150ZM151 234V235H152ZM101 235V234H100ZM106 235V234H105ZM104 235V236H105ZM130 235H132L131 233H130ZM151 235H149V236H151ZM85 236H84V238H85ZM92 236V235H91ZM90 236V237H91ZM102 236V235H101ZM101 236H100V238H101ZM103 236V238L102 239H104L102 242H103V246L105 245V247L107 248L106 250H107V252H108V249H109V253L110 252H116L117 253V255H118V251L119 250H122L123 248H125V247H123L122 249H117V247L115 246V244L116 243H114L116 240L115 239H112V240H115L114 242L111 240V239H109V235H108V237H104ZM142 236V235H141ZM148 236V235H147ZM11 237V236H10ZM9 237V238H10ZM19 237V236H18ZM95 237H96V235H95ZM111 237V236H110ZM20 238V237H19ZM18 238V239H19ZM23 238V237H22ZM31 238V237H30ZM37 238H38V236H37ZM83 238V239H84ZM87 238H89V237H87ZM86 238V239H87ZM112 238V237H111ZM114 238V237H113ZM132 238V237H131ZM130 238V239H131ZM17 239V240H18ZM29 239V238H28ZM32 239V238H31ZM44 239V238H43ZM150 239L151 240H153V236H151L150 237ZM236 239H239V242H236L235 240ZM14 240V239H13ZM13 240H11V242L13 241ZM26 240V239H25ZM95 240V239H94ZM94 240H92V241H94ZM138 240V239H137ZM16 241V240H15ZM96 241H98V240H96ZM134 241H136V240H134ZM133 241V242H134ZM27 242V241H26ZM95 242V241H94ZM117 242H118V240H117ZM119 242H121V241H119ZM156 242V243H155ZM10 243V242H9ZM16 243V242H15ZM28 243H30V242H28ZM99 243H101V242H99ZM98 243V244H99ZM121 243H123V242H121ZM120 243V244H121ZM6 244H7V242H6ZM5 244V245H6ZM19 244V243H18ZM26 244V243H25ZM119 244V243H118ZM125 244V243H124ZM134 244V243H133ZM252 244V243H251ZM260 244V243H259ZM10 246H12L11 245V243L9 244ZM14 245V244H13ZM97 245V244H96ZM137 245V244H136ZM22 246V245H21ZM102 246V245H101ZM102 246V247H103ZM120 246V245H119ZM123 246H125V245H123ZM162 246L163 247H167V250H168V252L169 253H167L166 251H165V253L163 254V252H162ZM253 246V245H252ZM99 247V246H98ZM104 247V248H105ZM137 247H139V246H137ZM247 247V248H246ZM261 247H262V245H261ZM246 248V249H245ZM252 248V247H251ZM263 248V247H262ZM8 249V248H7ZM100 249H101V247H100ZM139 249V248H138ZM165 249V248H164ZM202 249H203V251H202ZM125 250V249H124ZM264 250V249H263ZM66 251H68V249L66 250ZM262 251V250H261ZM106 252V251H105ZM123 252V251H122ZM137 252H138V250H137ZM54 253H55V251H54ZM111 253V254H112ZM116 253H115V255H116ZM121 253V252H120ZM209 253H211V255H209ZM52 254V253H51ZM125 254V253H124ZM53 255V254H52ZM59 255V254H58ZM116 255V256H117ZM55 256V255H54ZM119 256V255H118ZM117 256V257H118ZM52 257V256H51ZM56 257V256H55ZM60 257V256H59ZM110 257H111V255H110ZM109 257V258H110ZM113 257H115V256H113ZM116 257V258H117ZM122 257V256H121ZM121 257H120V259H121ZM125 257V256H124ZM126 257H127V255H126ZM115 258V259H116ZM123 258V257H122ZM143 258V257H142ZM262 258H263V256H262ZM54 259V258H53ZM111 259V258H110ZM126 260V259H125ZM144 260V259H143ZM256 260V259H255ZM59 261V260H58ZM110 261V260H109ZM108 261V262H109ZM112 261V260H111ZM110 261V262H111ZM168 261V262H169ZM257 261V260H256ZM118 262V259H117V261H116V263L115 264H118L117 263ZM257 262H260V261H257ZM256 262V263H257ZM263 262V261H262ZM1 263V262H0ZM248 263V262H247ZM252 263V262H251ZM253 263H254V260H253ZM110 264V263H109ZM119 264H122V261H121V263L119 262Z\"/></svg>",
  "mask_w": 264,
  "mask_h": 264
},
{
  "label": "water",
  "instance_id": "95a60500",
  "mask_svg": "<svg viewBox=\"0 0 264 264\" xmlns=\"http://www.w3.org/2000/svg\"><path fill=\"white\" fill-rule=\"evenodd\" d=\"M213 135L209 132H207L206 134L202 133L201 137H200V140L201 142H204V141H209V139L212 137ZM217 138V137H216Z\"/></svg>",
  "mask_w": 264,
  "mask_h": 264
}]
</instances>
